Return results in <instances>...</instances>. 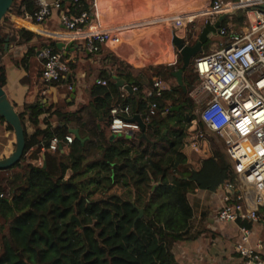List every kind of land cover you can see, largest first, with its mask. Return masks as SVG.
Wrapping results in <instances>:
<instances>
[{"label":"trees","instance_id":"obj_1","mask_svg":"<svg viewBox=\"0 0 264 264\" xmlns=\"http://www.w3.org/2000/svg\"><path fill=\"white\" fill-rule=\"evenodd\" d=\"M35 4L36 0H14L7 13L24 16ZM67 7L74 15L89 5L82 1ZM7 13L0 23V52L9 35L12 39L14 33L19 35L18 43L35 37L13 26ZM244 19L242 14L238 22L243 25ZM228 21L221 27L229 31ZM47 45L59 50L56 40ZM35 50L29 48L26 56ZM113 60L116 73L125 82L133 80L138 90L122 91L105 70L109 85L93 84L91 101L75 112L32 104L19 113L26 136L24 155L13 167L0 169V264H175L174 243L191 237L194 208L189 194L195 188L216 191L227 180L239 185L227 152L214 138L212 154L203 157L198 168L184 150L189 126L198 117L189 97L198 79L194 64L184 72V92L172 76L182 64L181 57L176 65L151 70V80L116 56ZM156 77L175 81L173 90L148 96L144 88H151ZM6 81V66L0 62V85L4 87ZM152 101L158 104L157 112L145 130L130 136L110 132L114 105L129 104L133 115H144ZM173 106L180 108L170 110ZM50 111L62 125L53 128L47 122V127L39 128L40 115ZM0 119L6 122L1 115ZM27 120L36 127L34 132H29ZM71 123L79 128L80 137L73 134V143L66 144L62 138L70 133ZM54 136L61 138L63 147L69 146L68 152L48 150ZM41 141L45 159L34 164L26 154ZM139 208L144 216L135 223ZM73 215L81 226L72 221Z\"/></svg>","mask_w":264,"mask_h":264},{"label":"built area","instance_id":"obj_2","mask_svg":"<svg viewBox=\"0 0 264 264\" xmlns=\"http://www.w3.org/2000/svg\"><path fill=\"white\" fill-rule=\"evenodd\" d=\"M82 1L89 7L70 15V8L67 6ZM197 2L191 10L165 13L158 17L152 16L150 12L152 17L149 20L163 19L180 32L188 23H193L203 15H220L241 10L245 19L239 32H230L225 27H220L219 34L228 36L227 43L194 58V71L199 81L198 91L205 94L206 99L201 100L202 106L197 110L198 117L189 126L190 135L184 148L202 158L207 157L211 153L207 133L219 135L239 180L238 186L244 188L246 195L249 190L254 192L257 203L264 205V0ZM54 11L61 12L65 28L58 36L65 40H82L91 52L103 51L111 35L129 25L99 20L95 0H36L33 10L26 12L24 17L41 23ZM38 55L43 60L41 78L45 87L60 82L76 62L75 58L65 56L62 50L49 45L41 47ZM127 85L133 91L138 90L133 80L121 84V90L128 91ZM172 90L171 84L162 77H157L152 87L147 89V95L163 96ZM157 107V102L152 101L149 111L144 115L139 113L146 124L156 114ZM134 115L129 104L114 105L111 108L110 132L113 135L139 132L142 128L137 121L131 119ZM74 139L73 133L62 138L66 144H72ZM60 141L59 136H54L48 150L57 151ZM224 186L227 192L223 195V204L216 219L219 222L238 224L241 237L235 249L242 257L239 264H264L262 255L251 242L252 225L260 220L258 207L238 209L232 202L238 186L229 180Z\"/></svg>","mask_w":264,"mask_h":264},{"label":"crops","instance_id":"obj_3","mask_svg":"<svg viewBox=\"0 0 264 264\" xmlns=\"http://www.w3.org/2000/svg\"><path fill=\"white\" fill-rule=\"evenodd\" d=\"M95 2L99 20L102 22L129 23L128 26L120 28L111 35L110 41L101 52H91L85 47L82 40H65L59 37L58 34L65 30L59 11H54L49 18L41 23L34 22L22 15H10L9 22L13 26L25 28L35 34L32 40L24 43H18L19 35L14 33L13 39L9 35L8 48L6 49L4 45V51L0 52V62L5 64L7 70V81L4 88L19 113L25 111L27 105L32 104H39L42 108L53 106L52 111L58 109L61 112H75L82 105L91 101L93 84L100 82L103 85H109L108 72L113 74L112 79L117 85L118 82H121L120 85L123 84L124 79L116 73L118 65L114 62L113 56L129 64L132 71L144 72L149 80L153 77L149 66L164 63L176 65L179 62L181 56L173 42V35L178 29L163 19L149 20V18L162 16L165 13L191 10L198 3L197 0H95ZM150 12H152V16H150ZM208 16L214 21L219 17V15ZM234 18V13L230 12L224 21L229 20L230 32H239L244 23L240 29H236ZM189 25L191 23H188L180 32L178 31V35L187 36ZM117 38L119 40L115 42L114 40ZM187 38L195 40L196 35L191 32ZM150 39L153 41L151 44ZM226 39L228 40L227 35ZM50 40L64 41L67 44L73 42L74 50L71 47L59 50H62L65 56L72 58L77 56L79 64L76 68L72 66V70L60 82L45 87L41 78L43 60L38 53L44 43H48ZM160 40L165 41V45L160 43ZM32 47H35L36 50L26 56L29 48ZM205 48L206 44L204 52ZM150 57H155L156 61L150 60ZM25 58L26 60H23ZM32 61L33 67L31 66ZM144 90H147V87ZM39 119L38 127L41 129L48 126L47 122L53 128L62 125L61 118L56 114L51 116V111L43 113ZM6 125V122L0 119L1 158L9 156L16 146V135L12 134L11 130H6ZM26 125L30 133L34 132L36 127L33 123L27 120ZM70 128L79 130L73 124L70 125ZM40 138L44 140L42 135ZM45 150L43 141H41V145L33 147L26 156L32 163L39 164L45 159ZM184 150L187 151L189 162L197 167L199 164L197 162L202 157L188 148H184ZM62 151L68 152L69 146H64ZM225 192L227 190L223 184L216 191L195 188L189 194L190 203L194 208L190 229L191 237L174 243L172 252L175 256V264H239L241 262L242 257L235 249L241 237L238 224L219 222L216 219L217 212L223 204ZM232 202L240 210L258 207L260 220L252 225L251 242L264 260V205L257 203L256 197L250 190L246 195L241 186H238L236 194L232 196Z\"/></svg>","mask_w":264,"mask_h":264},{"label":"water","instance_id":"obj_4","mask_svg":"<svg viewBox=\"0 0 264 264\" xmlns=\"http://www.w3.org/2000/svg\"><path fill=\"white\" fill-rule=\"evenodd\" d=\"M14 0H0V23L2 18L9 11L11 5ZM227 12H224L219 15L216 21L207 20L205 26L201 30L198 37L194 40H189L186 37H181L176 33L173 35V42L178 49V52L182 59V64L179 68L172 71V76L176 79L178 84L181 86L184 92H187L186 84L184 83V72L185 70L193 64L194 58L200 54L204 53V46L210 39L212 34L217 35L219 33V29L223 24L225 17L227 16ZM9 46V37L6 38L5 48L7 49ZM57 46L59 49H71L74 50L73 42L69 44L64 41L57 42ZM121 82H118L120 85ZM129 92H133L132 88L127 85L126 86ZM180 106H173L170 110L179 109ZM169 111V110H168ZM168 111L164 112V116L167 115ZM0 115L5 119V121L12 125L15 135H16V146L14 151L9 155L2 159H0V169H8L16 165L18 162H21L22 157L24 155L25 147H26V136H25V128L20 117L19 112L16 110L14 104L10 100L5 88L0 85ZM132 120L137 121L142 130L146 129V123L143 121L139 114H135ZM70 132L79 136V130L77 128H69ZM132 132L126 134L130 136ZM59 149L63 150V145H59ZM46 166V162L44 163ZM144 209L139 208V214L135 218V223L143 218ZM72 221H77L81 226L79 219L73 215Z\"/></svg>","mask_w":264,"mask_h":264},{"label":"rangeland","instance_id":"obj_5","mask_svg":"<svg viewBox=\"0 0 264 264\" xmlns=\"http://www.w3.org/2000/svg\"><path fill=\"white\" fill-rule=\"evenodd\" d=\"M232 14L234 13V15H235V18H234V21H235V28L236 29H240V27H241V24L238 22V20H239V18H240V16L243 14L244 15V12L243 11H241V10H238V11H235V12H231ZM11 14H18V13H16V12H11V13H7V15H8V20L10 19V15ZM19 15V14H18ZM207 20H211V21H213L214 22V20H212L208 15H203V16H199L197 19H196V22H194V23H191V25H189V27H188V35L192 32V33H195V35H196V38L198 37V35L200 34V32H201V30L203 29V27L205 26V24H206V21ZM196 24V25H195ZM118 38L117 39H115L114 41L115 42H118ZM151 43H153V41L150 39V44ZM160 43H164V45H165V41L164 42H162L161 40H160ZM227 43V39H226V35H219V34H217V35H214V34H212L211 35V38L208 40V42L206 43V48H205V54H207V53H210V52H212V51H214V50H216L218 47H220L221 45H225ZM154 60V61H156L155 60V57H150V60ZM78 58H77V56L75 57V63H73V68H76L77 66H78V64H79V62H78ZM121 60V59H120ZM194 62V61H193ZM154 63V62H153ZM152 63V64H153ZM194 64V63H193ZM193 64H191V65H193ZM190 65V66H191ZM31 66L33 67V61L31 62ZM166 66H169V65H166L165 63L164 64H160V65H151V66H149L150 67V69L151 70H153L154 68H159V67H166ZM164 79V78H163ZM164 81H166L167 83H169V81H167V80H165L164 79ZM172 83L173 82H175V81H171ZM172 85V84H171ZM173 86V85H172ZM198 87H199V81H198V79L197 80H195L194 82H193V87H192V89L190 90V92H189V97L194 101V103H195V111H196V113H197V110H198V108H200L201 106H202V103H201V100L202 99H206V95L205 94H200V92L198 91ZM5 129L7 130L8 128H7V125L5 126ZM12 134H14L12 131H10ZM212 138H214V140H216L219 144H220V146L222 147V149L223 150H225V146H224V142H223V139L219 136V135H217V134H214V133H212L211 135H208V139H209V147H210V149H211V154H212ZM186 151V150H185ZM52 152V151H51ZM56 152V151H55ZM187 152V151H186ZM54 153V152H53ZM209 156V155H208ZM202 158H200V160H201ZM199 160V161H200ZM197 162V163H201V161L200 162ZM198 164V165H199ZM198 165H197V167H198ZM193 167L194 168H197L196 167V165H193Z\"/></svg>","mask_w":264,"mask_h":264},{"label":"bare ground","instance_id":"obj_6","mask_svg":"<svg viewBox=\"0 0 264 264\" xmlns=\"http://www.w3.org/2000/svg\"><path fill=\"white\" fill-rule=\"evenodd\" d=\"M253 194H254V192H253ZM254 197H255V194H254ZM255 199V198H254Z\"/></svg>","mask_w":264,"mask_h":264}]
</instances>
